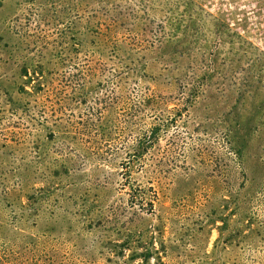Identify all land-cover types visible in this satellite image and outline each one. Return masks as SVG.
I'll list each match as a JSON object with an SVG mask.
<instances>
[{"label":"rangeland","instance_id":"374dc122","mask_svg":"<svg viewBox=\"0 0 264 264\" xmlns=\"http://www.w3.org/2000/svg\"><path fill=\"white\" fill-rule=\"evenodd\" d=\"M0 264H264V0H0Z\"/></svg>","mask_w":264,"mask_h":264}]
</instances>
